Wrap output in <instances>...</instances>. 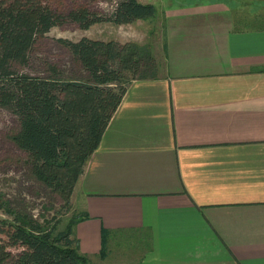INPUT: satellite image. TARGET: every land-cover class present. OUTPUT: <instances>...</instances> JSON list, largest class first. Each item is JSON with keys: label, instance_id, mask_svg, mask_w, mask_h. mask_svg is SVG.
<instances>
[{"label": "crops", "instance_id": "0c3cea01", "mask_svg": "<svg viewBox=\"0 0 264 264\" xmlns=\"http://www.w3.org/2000/svg\"><path fill=\"white\" fill-rule=\"evenodd\" d=\"M138 1L165 23V57L128 87L75 186L80 250L90 264H264L262 5ZM129 237L137 252L113 254Z\"/></svg>", "mask_w": 264, "mask_h": 264}, {"label": "trees", "instance_id": "16d2710c", "mask_svg": "<svg viewBox=\"0 0 264 264\" xmlns=\"http://www.w3.org/2000/svg\"><path fill=\"white\" fill-rule=\"evenodd\" d=\"M156 15L153 4L138 0L118 1L110 14L87 9L63 14L42 0H0V107L18 120L12 140L27 156L33 177L66 204L128 87L136 80L157 79L159 63L147 46L136 42L82 38L59 42L81 65L85 79H69L56 67L46 75L23 69L55 27L75 23L87 30L104 22L123 26ZM8 213L13 222L0 221V264H90L75 235L77 225L89 219L87 213H79L62 230L9 206ZM11 248L21 250L13 253ZM107 254L103 239L100 257Z\"/></svg>", "mask_w": 264, "mask_h": 264}, {"label": "rangeland", "instance_id": "374dc122", "mask_svg": "<svg viewBox=\"0 0 264 264\" xmlns=\"http://www.w3.org/2000/svg\"><path fill=\"white\" fill-rule=\"evenodd\" d=\"M58 13H69L73 10L87 9L91 12L110 14L115 4L120 0H42ZM207 3L219 4L225 7L238 5L239 0H200ZM176 3L191 6L198 0H176ZM264 2L258 0L256 8L264 11ZM264 16V13L261 12ZM157 16V15H156ZM89 38L100 41H117L120 43L136 42L145 45L156 56L159 65L165 57L164 43L166 40L165 23L160 18L138 20L133 24L116 26L112 23L95 24L83 30L75 23H68L53 28L35 47L32 61L23 71L36 75H46L50 67L60 69L69 79H85L86 73L77 63L71 53L60 42V39L79 41ZM160 75V72H159ZM19 123L16 116L0 107V221L13 222L12 212L24 217L30 216L45 225L64 229L79 211L72 195L70 204L45 185L37 181L29 168L27 156L17 147L12 137L18 132ZM4 206V207H2ZM113 238V237H112ZM110 239V250L113 254L119 250H127L132 255L137 252L139 242L136 237L122 241ZM1 240V236H0ZM20 248H11L18 253Z\"/></svg>", "mask_w": 264, "mask_h": 264}]
</instances>
